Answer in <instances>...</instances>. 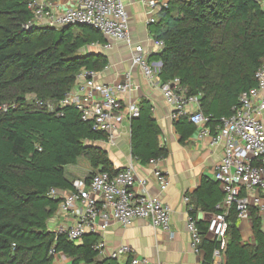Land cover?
I'll list each match as a JSON object with an SVG mask.
<instances>
[{"label": "trees", "instance_id": "16d2710c", "mask_svg": "<svg viewBox=\"0 0 264 264\" xmlns=\"http://www.w3.org/2000/svg\"><path fill=\"white\" fill-rule=\"evenodd\" d=\"M34 1L0 0V264H54L52 250L71 264H120L100 255L99 234L86 235L77 244L49 228L62 202L51 191L72 188L66 167L87 158L93 169L88 181L98 171L123 169L114 168L108 152L97 145L107 136L83 121L75 106L55 112L46 107L66 97L83 69L102 72L109 66L106 55L85 51L103 37L90 26L27 29ZM149 31L155 41L164 42L149 57L162 64L161 84L179 79L188 97L198 96L213 132L220 118L233 115L240 96L257 87L256 73L264 62L261 0H172ZM174 123L181 142L196 132L188 115ZM130 124L131 153L138 163L147 166L169 156L149 101L140 103ZM188 198L189 215L203 237V264H212L220 242L208 236L209 222L197 214L223 212L219 205L225 194L218 182L203 177ZM250 216L253 244L243 242L236 208L228 211L224 264H264L262 218L256 207Z\"/></svg>", "mask_w": 264, "mask_h": 264}, {"label": "built area", "instance_id": "2783aa9c", "mask_svg": "<svg viewBox=\"0 0 264 264\" xmlns=\"http://www.w3.org/2000/svg\"><path fill=\"white\" fill-rule=\"evenodd\" d=\"M171 1L147 2L149 25L157 21L155 16L167 9ZM30 8L34 19L26 26L27 29L32 25L56 29L77 24L90 26L110 41L104 44L95 42L87 48L109 51L115 43H126L132 50L133 65L141 69L145 79L151 85L158 79L161 65H152L145 48L133 42L124 0H80L77 6L62 11H58L52 2L35 0ZM155 44L160 50L164 48L162 41H155ZM97 75L98 72L83 69L66 97L58 103H48L46 107L50 112H55L59 107L75 106L81 113L82 120L91 123L95 131L104 133L107 136L104 142L114 145L119 127L125 120L139 114L137 104H125L122 99L134 92L137 85L133 82L131 73L125 76L124 81L115 84L100 83ZM256 79L257 87L240 96L233 115L220 118L214 133L207 126L211 117L201 110L198 96L188 97L179 79L160 83L163 96L173 109V121L188 115L200 138L211 135L214 144L223 143L225 146L224 156L214 176L225 193V198L219 205L224 211L214 214L208 221V236L220 242V248L214 252L212 264H224L223 252L229 228L228 211L235 207L239 219L248 218L252 207L264 212V62L256 73ZM191 104L198 105L197 110L189 111ZM159 161L155 160L150 164ZM155 177L161 190L166 191L169 179L159 169L155 171ZM136 182L134 168L129 166L116 174L98 171L89 181L86 178L74 179L68 192L53 189L51 196L61 199V209L75 217L73 226L59 232L66 233L70 241L78 244L86 235H100L107 231L112 223L128 228L139 219L149 220L154 228L169 232L171 207L159 196L146 192L147 181L142 183L144 192L138 193ZM188 230L194 250L200 252L203 237L192 217L188 220ZM96 249L102 257L108 255L117 260L128 257L130 264H149L147 259L138 258L135 250L126 245L106 254L105 244L101 240ZM51 254L57 257L54 250Z\"/></svg>", "mask_w": 264, "mask_h": 264}, {"label": "crops", "instance_id": "0c3cea01", "mask_svg": "<svg viewBox=\"0 0 264 264\" xmlns=\"http://www.w3.org/2000/svg\"><path fill=\"white\" fill-rule=\"evenodd\" d=\"M40 1L52 2L58 11H62L68 7L77 6L80 0ZM124 1L129 16V27L133 42L142 45L149 53V57L158 54L161 50L156 46L155 40L150 34L148 16L146 15V4L149 0ZM155 18L158 20L159 15H156ZM101 37H103V42H101L103 44L110 41L102 34ZM85 51H96L106 55L109 59V66L104 71L98 72L97 80L100 83H119L124 81L128 73L132 74V79L137 85V89L123 96L122 99L125 104L134 103L137 106L143 100L151 103L153 116L161 129V144L169 150V156L156 164L143 166L138 163L131 153L130 120H125L119 127L114 145L104 141L97 143L99 147L108 152L114 168L124 169L133 166L137 179L136 189L138 193L144 192L142 183L147 181L146 192L152 196H159L172 209L171 230L169 232L156 229L149 220L143 219L136 220L128 228H124L118 223H112L107 231L100 234L101 240L105 244L106 254L126 245L135 250L138 258L147 259L149 264H203V252L194 250L188 230L190 215L188 210L189 201L187 202L186 199H189V194L191 195L196 191L203 177L214 180L217 166L224 156V144H214L211 135L200 138L197 132L190 135L184 142H181V134L177 131L171 118L173 109L163 96L159 78L153 85L145 79L141 69L133 65L132 50L126 43H115L109 51H104L101 48H87ZM158 63L156 61L151 62L152 65L159 66ZM197 108L198 105L196 104H191L188 107L189 111L197 110ZM157 169L170 182L168 189L164 192L155 177ZM91 170L93 171L90 165L88 173L81 175L76 174L72 170L70 171L66 167V177L70 181L85 179L92 172ZM259 214L262 218L264 230V212L261 213L259 211ZM212 216L213 214L202 211L197 214L198 220L203 221H209ZM74 223V215L70 212H64L60 207L56 216L50 220L49 228L51 231H60L63 228L73 226ZM238 226L243 242L253 244L254 235L251 216L240 219ZM103 258L109 257L106 255ZM118 261L120 264H126L129 261L130 264V258L128 257H121ZM54 264H71V261L65 255L60 254L57 255Z\"/></svg>", "mask_w": 264, "mask_h": 264}, {"label": "rangeland", "instance_id": "374dc122", "mask_svg": "<svg viewBox=\"0 0 264 264\" xmlns=\"http://www.w3.org/2000/svg\"><path fill=\"white\" fill-rule=\"evenodd\" d=\"M264 5V0H261ZM28 99L30 102H33L32 100H35V97L33 95L29 96ZM68 169L71 171H74L76 174L86 175L90 169V164L87 158L81 157L78 161L77 165L68 166ZM92 171V170H91ZM89 176V174H88ZM122 261V260H121Z\"/></svg>", "mask_w": 264, "mask_h": 264}, {"label": "water", "instance_id": "95a60500", "mask_svg": "<svg viewBox=\"0 0 264 264\" xmlns=\"http://www.w3.org/2000/svg\"><path fill=\"white\" fill-rule=\"evenodd\" d=\"M71 26H74V25H71ZM75 26H82V27H84V26H87V25H83V24H77V25H75ZM88 27V26H87ZM160 65H162L161 63H159Z\"/></svg>", "mask_w": 264, "mask_h": 264}]
</instances>
